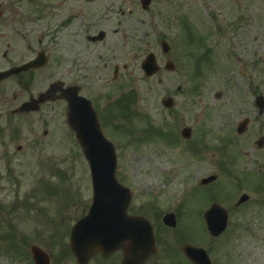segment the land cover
I'll return each mask as SVG.
<instances>
[{
	"label": "rangeland",
	"instance_id": "374dc122",
	"mask_svg": "<svg viewBox=\"0 0 264 264\" xmlns=\"http://www.w3.org/2000/svg\"><path fill=\"white\" fill-rule=\"evenodd\" d=\"M17 2L20 12L29 11V3L26 0H17ZM112 2H114L113 9H115V6L119 5L118 0H101L97 3L100 4L99 12L102 9L107 10ZM185 5L190 8L185 9ZM95 6L92 4L86 7L91 10ZM131 6L133 7V14L130 26L124 24V19L122 20L112 14L110 15L111 21L100 25L97 30L110 31L111 28L117 26L118 21H121V24H119L121 27L132 28L133 40L132 44L129 43L128 46L129 51H132V72L131 75L129 74L132 83H129V88H126V90L128 94L131 91V95H136L137 105L130 106V110L134 114L127 112V115H130L128 118L132 119L129 126L131 127L135 122L140 128L145 120L140 117L147 114L153 124L150 120L149 123L154 125L151 131L157 132L160 129L163 132L164 135L160 138L164 140L165 147L160 148V144L155 141L158 136L154 133L148 139L147 126L144 129L147 137L144 140H148L146 143L132 144L130 142V144L122 133L116 137L112 136L114 138L107 137L115 146L118 181L133 193L132 202L136 207L142 206L143 203L148 204L149 200H156L158 205L162 206V211H166L170 202H172L171 207H178L180 203L186 202L184 194L193 191L194 186L198 187L201 178L217 175L219 178L217 182L221 179L219 190H217L219 199L222 201L226 199L227 202L225 190L228 186L234 188L233 197H230L232 201L228 202L230 207L235 203L236 192L239 194L246 192L251 198L253 197V200H250L249 204L240 209L241 211H236L235 214L229 213L227 233L211 246L213 256H221L222 247H224L228 248L226 254L229 257V262H233V264H264V147L261 150H256L254 146V142L259 137H264V114L261 117L256 115L255 118L254 116L246 135L240 137L236 136L234 132L237 122L244 116L243 111L246 112L249 109V101L253 99V96H257L259 93L264 95V69L262 68L261 71L256 69V66L253 65L255 62L254 57L241 56L240 59L211 58L208 51L197 49L195 45L188 41H186L185 47L194 52L195 66L199 67L196 80L192 76V79H189V76H186L183 72H181V78L168 73L162 77L155 76L151 79H145L140 71L138 58V51L144 50L143 42L145 39L142 33L149 34L150 31L151 38L149 41H155L153 34L157 33L172 43L173 35L176 34L173 29L180 16L182 19L185 17L190 28L186 34L195 29L197 32L198 28L201 31V39L208 36L212 26H214L213 23L221 24L224 31L228 32L227 39H236L237 42L223 45L220 41L218 45L221 48H227V50L234 46L237 52L244 54H248L245 44L248 45L252 41L251 32L254 31L253 24L256 22V52L264 53V0H154L147 14L141 12L139 14V6L135 5L133 0ZM129 7L126 4L123 9L124 12L129 10ZM153 25H156V27H153ZM121 27L117 26L119 32L114 36L115 39L120 38ZM136 34L138 35L136 36ZM192 71L197 73V68ZM42 78L43 75L37 77L39 86L33 94L45 88ZM159 78H161L160 83ZM178 89L179 91H177ZM99 92H102V90L88 92V95L96 98ZM1 94H4V98L10 99L13 95L12 83L5 84L0 88V99ZM167 96H172L175 101L176 109L174 108L171 112H165L161 106V101L166 99ZM105 105L108 106V104ZM122 107L123 105L117 107L112 110V113H117L120 117L123 116ZM1 110L6 114L2 113L0 116H5V118L0 119V129H3L5 134H14L12 140H5L9 152L15 151L18 145L23 146V152L16 156L20 162H12L8 170H4V165L3 168L0 165L2 174L10 176L9 181L5 179V182H0V210L2 216L8 218L7 215H11L10 207L13 202L21 198L20 192L29 190L35 178L33 175L40 179L44 174L50 173L52 176L49 175L46 179L57 182L62 178V181L67 182L71 190L77 189L84 196L85 201L81 203L82 198L79 193L67 195L68 200L64 209L70 203L75 204L73 213L69 209L64 211L66 213L64 221L65 224H69V228L75 221L73 219L81 216L84 205L81 208L80 205L86 203L90 190L88 166L85 160L82 159L80 147L75 142L71 132L67 130V125H65V108L61 104H57L52 108L42 110L39 118H45L47 122L44 123L31 122L30 119L15 117L8 119L7 112L9 109L7 106H1ZM112 117L114 118V116ZM173 117L175 121L171 119ZM172 122H176L179 127L173 130L171 128L173 126ZM6 123H9L8 128ZM183 126H190L194 130V137L189 143L184 142L179 137V131ZM44 130L48 132L47 136L42 135ZM171 132L174 136H178L179 145L174 146L175 143H171L166 139L171 136ZM16 133L19 135H16ZM165 136L167 137L165 138ZM31 138L39 141L37 151L32 147L35 141L32 143L29 141ZM217 139L223 140L226 145L224 148L230 151L233 159H237L235 164L238 173L236 174L241 178L256 180V190L260 192L253 193L254 185L247 188L236 187L235 178L228 179V176L232 175L220 174L217 164L219 155L214 152V146L218 142ZM126 141L129 143L127 146L124 145ZM199 146L200 151H202L201 155L193 150V148H199ZM42 161H45L47 169L41 168ZM48 161H50L49 165L47 164ZM51 161L54 164H51ZM168 170L176 175L173 181L169 179L172 176L166 178L156 173V171L166 172ZM258 177L262 179L261 182L258 181ZM165 180H168L171 185L164 184ZM229 181L231 183H228ZM54 185L56 184L54 183ZM209 187L202 194H200L202 190L198 191L188 201L189 206L196 208L198 213L200 210L204 211L210 204V196L212 197L215 190L213 187ZM29 194L32 197L31 199L21 202L20 205L18 203L14 205L13 214L16 212L19 223H8L6 221L7 226L0 216V264H33L29 253V246L32 244L42 247L50 253L51 264H75L66 247L68 233L66 238L62 232L63 229H66L62 222L59 218L57 220L54 218L53 223L57 231H60L59 234L57 231H50L51 229L47 225L51 221V212H56L53 204L62 208V200L56 198L53 204L47 200V208H44L42 216L48 222L35 223L30 218L35 216L36 213L29 210L35 208L37 196L35 190H29ZM21 205L28 210L26 216ZM62 213L60 212L59 216ZM159 214H161L160 217L158 215L149 216L152 222H157L158 218L159 222L161 221L164 213L159 212ZM190 215L191 211H188L187 220ZM8 229L15 239L19 240V250L14 249L11 239L2 235L4 234L2 232ZM188 229L192 233H197L199 240L205 238L204 235L199 234L198 220L195 226L188 222ZM15 230H19L17 234L20 235V238L15 236ZM171 234L172 232L168 235L171 236ZM205 242L207 243L204 247H209L210 244L207 239ZM5 248L8 250H5ZM98 260L103 262L100 258ZM98 260H93L91 264L97 263Z\"/></svg>",
	"mask_w": 264,
	"mask_h": 264
},
{
	"label": "flooded vegetation",
	"instance_id": "af4514ba",
	"mask_svg": "<svg viewBox=\"0 0 264 264\" xmlns=\"http://www.w3.org/2000/svg\"><path fill=\"white\" fill-rule=\"evenodd\" d=\"M14 1L8 0L2 4L3 0H0V72L21 67L41 54L42 59L46 60L45 68L48 67L50 72L52 64L56 65L60 61L61 83L64 86H78L79 94L88 97L95 106L94 98L86 94L85 90L100 88V83H104L105 98L115 92L116 86L120 92L124 90L123 93H127V73H131V64L129 66L128 62L132 56L127 48L129 37L122 34L123 45L121 43L120 47H115L118 54L112 53L109 45L102 44L104 41L90 43L88 33L95 28L96 15L85 14L82 8L85 0H45L44 4L41 0H32L30 12L27 13L18 12ZM95 1L99 3L101 0H88L89 3ZM121 1L123 5L131 2ZM86 18L89 25L84 23ZM113 33L115 35L117 31ZM146 43L150 46L147 51L155 50L151 42ZM43 69L19 73L0 85L11 81L18 91L29 92L36 82L35 73L37 75ZM109 73L111 78L108 80ZM54 77L48 74L49 84L54 82ZM96 113L99 114L97 106ZM168 232L170 229H156L154 237L157 252L144 264H190L182 254V246L176 245ZM102 260L121 264L122 256L118 252Z\"/></svg>",
	"mask_w": 264,
	"mask_h": 264
},
{
	"label": "water",
	"instance_id": "95a60500",
	"mask_svg": "<svg viewBox=\"0 0 264 264\" xmlns=\"http://www.w3.org/2000/svg\"><path fill=\"white\" fill-rule=\"evenodd\" d=\"M143 65L144 68L149 69V75L157 70L152 60H147ZM48 97L44 96L40 98V101H44ZM35 105L36 102L25 106L22 111L34 109ZM256 105L259 113H261L264 109V101L261 97L256 99ZM69 109L72 113H70L69 123L76 132L77 140L80 142L83 153L89 162L94 190L90 213L86 219L73 228L70 243L71 250L77 258V263L85 264L87 259L96 253L98 249L104 253H110L113 249L123 247L126 232L128 229H132L134 224L132 220L125 217V208L118 209L119 220H115L111 216L114 213V210L110 207L114 202L113 200H117V203H123L125 207L127 205V200H123V196L119 194V192L123 195L124 193L119 189L113 178L114 158L111 145H108L100 136L96 121L88 108H81L72 101ZM79 120L85 122L80 125ZM245 123L246 121L239 125L238 134L244 131ZM257 143L260 146L262 141L260 140ZM208 181L206 180V182ZM211 211L215 212L216 209L213 208ZM116 221L125 225L126 230L122 235L121 231L118 230L116 233L118 239L115 240ZM207 224L210 232L216 233L215 235L223 229V226L217 230V227H212L210 222H207ZM121 228L124 229L125 227L122 226ZM31 253L35 264H47L46 256L38 249L32 248ZM196 261L198 264H208L200 259H196ZM125 262L124 264H126Z\"/></svg>",
	"mask_w": 264,
	"mask_h": 264
}]
</instances>
